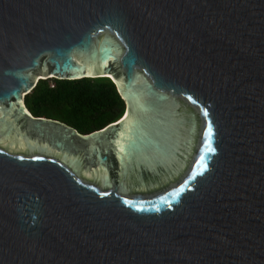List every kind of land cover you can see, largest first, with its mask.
Instances as JSON below:
<instances>
[{
  "label": "water",
  "instance_id": "obj_1",
  "mask_svg": "<svg viewBox=\"0 0 264 264\" xmlns=\"http://www.w3.org/2000/svg\"><path fill=\"white\" fill-rule=\"evenodd\" d=\"M49 79L125 111L36 118ZM0 264H264V0H0Z\"/></svg>",
  "mask_w": 264,
  "mask_h": 264
},
{
  "label": "trees",
  "instance_id": "obj_2",
  "mask_svg": "<svg viewBox=\"0 0 264 264\" xmlns=\"http://www.w3.org/2000/svg\"><path fill=\"white\" fill-rule=\"evenodd\" d=\"M24 104L32 116L59 121L81 134L104 128L125 111L114 84L94 79L39 81Z\"/></svg>",
  "mask_w": 264,
  "mask_h": 264
},
{
  "label": "snow or ice",
  "instance_id": "obj_3",
  "mask_svg": "<svg viewBox=\"0 0 264 264\" xmlns=\"http://www.w3.org/2000/svg\"><path fill=\"white\" fill-rule=\"evenodd\" d=\"M210 151H211V149H210Z\"/></svg>",
  "mask_w": 264,
  "mask_h": 264
}]
</instances>
